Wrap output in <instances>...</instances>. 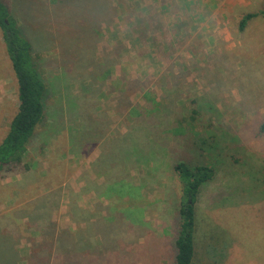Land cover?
Masks as SVG:
<instances>
[{
	"label": "rangeland",
	"instance_id": "1",
	"mask_svg": "<svg viewBox=\"0 0 264 264\" xmlns=\"http://www.w3.org/2000/svg\"><path fill=\"white\" fill-rule=\"evenodd\" d=\"M154 1L147 7L149 14H142L153 0H77V6L70 0H4L17 4L14 14H21L38 38L37 64L47 101H64L62 94L67 93L75 96L80 83L93 79V113L107 112L109 139L124 132L141 104L160 106L170 69L182 85L181 110L188 114L191 99L203 93L204 113L196 120L197 130L225 129L228 121L230 133L243 136L246 144L236 146L237 164L226 165L201 187L192 264H264V133L255 129L264 115V15L250 19L242 31L237 27L243 14L262 9V0H216L215 7H200L199 14H166L164 6L163 12L158 9L163 0ZM81 51L91 59L79 57ZM17 104L16 82L0 35V140ZM61 117L63 122L67 119L64 113ZM66 127L74 128L73 122ZM44 129L37 128L38 143L47 134ZM65 138L64 133L53 136L40 143L39 150L34 148L38 143L29 145L26 158L37 167L31 176L35 181L29 173L24 176L28 184L22 174L8 172L0 178V215L2 220L9 218L2 227L7 231L17 223L22 228L7 235L13 237L19 264L47 260L38 253L49 246L52 230L84 229L86 221L99 216L104 228L116 232L106 237L103 256L94 258V264H173V209L166 206L177 207L179 202L169 172L160 176L117 162L112 170L106 162L95 169L99 144L73 155L60 143ZM242 153L252 158L244 163ZM53 191L62 194L52 210L51 233H39L30 213L38 197ZM72 206L79 211H72Z\"/></svg>",
	"mask_w": 264,
	"mask_h": 264
},
{
	"label": "trees",
	"instance_id": "2",
	"mask_svg": "<svg viewBox=\"0 0 264 264\" xmlns=\"http://www.w3.org/2000/svg\"><path fill=\"white\" fill-rule=\"evenodd\" d=\"M70 3L76 6L79 4L77 0H70ZM16 5H9L0 0V35L15 78L18 99L16 110L0 140V178L8 172L22 174L24 183L28 184V180L24 178L25 174L29 173L30 177L35 175L37 167L35 164H28L26 154L30 144L38 143L35 138L38 134L37 128L43 126V133L47 134L42 137L40 143H47L53 136L64 133L65 142L60 143L62 146L64 144V150L73 155L86 153L99 144V153L93 162L95 169H101L102 165H98L106 162L112 170V163L117 162L128 169L141 166L160 176L169 172V178L177 184L178 193L174 191V194L178 196L179 202L177 207L166 206L173 209L169 216L170 229H175L173 241L176 251L173 264H192L195 253L193 241L196 202L201 187L213 181L226 165L237 164L240 150L236 146L246 144L243 142L245 138L240 134L230 133L228 121L224 123L225 129L197 130L196 120L204 113V95L201 92L195 99H191L193 107L188 114L181 110L182 85L176 81L178 75L173 74L171 69L162 87L164 95L159 101L160 106L153 109L146 103L141 104L142 109L137 115L130 117L124 132H120L117 137L107 138V112L93 113V107L96 108L93 101L97 98L93 79L84 84L80 83L81 90L75 96L62 94L63 89L57 86L55 90L64 96V101L61 97L56 98L54 103L47 101V86L37 64L38 38L32 29L22 22L21 14H14ZM258 15H264V0L259 12H247L241 16L237 23L238 29L242 31L248 21ZM78 54L79 57L83 56L85 61L86 58L91 59L90 53L87 56L85 51ZM79 65L82 69L81 61ZM85 67L86 64L83 68ZM121 101L122 96L119 98V102ZM63 113L67 116L64 122L61 119ZM56 116L58 120L55 119ZM71 121L75 130L66 127ZM255 129L257 134L264 133V115ZM40 143L33 147L39 150ZM242 155L243 153L240 157ZM251 158L244 155L240 159L247 163ZM250 167L253 165L250 164ZM115 174L117 177L114 181H117L119 170ZM32 179L36 180L31 177V181ZM61 194L62 191H53L38 197L30 213L39 233L54 232L53 236L49 235L52 239L49 246L39 249L38 255L48 256L47 260L40 264L98 263L94 258H102L104 244L108 241L106 237L112 236L116 230L113 227H109L110 230L104 228V219L99 216L93 222L86 221L84 229L77 226L76 230L59 228L51 231L49 228L52 223V210L59 205ZM71 210L79 211L75 206H72ZM96 212H100L97 205ZM2 217L4 216L0 215V230L3 223L9 222V218L2 220ZM85 217L89 220L90 215L86 214ZM19 230L22 228H18L17 223H14L3 235H15ZM85 232L89 234L87 237ZM10 237L12 236L2 237L0 250H11Z\"/></svg>",
	"mask_w": 264,
	"mask_h": 264
},
{
	"label": "crops",
	"instance_id": "3",
	"mask_svg": "<svg viewBox=\"0 0 264 264\" xmlns=\"http://www.w3.org/2000/svg\"><path fill=\"white\" fill-rule=\"evenodd\" d=\"M154 4H155L154 0H153V3L151 4V7L149 4L146 3L144 7V13L142 12V14H149L147 10L148 8H152ZM215 5H216V0H163L158 9L163 12L165 8L169 12V13L167 12L166 14H183L186 11H187V14H199L200 7H203V6L204 7L205 6L215 7ZM162 6H164V8ZM145 8L147 9L145 10ZM136 14H139V13L136 12ZM3 232H6V231L2 227L0 230V241H3L2 237H6L8 235V234L3 235ZM12 238L11 237L9 238L11 241V242L9 241L11 243L10 244L11 250H3V251L0 250V264H19V261H18L19 254L15 248Z\"/></svg>",
	"mask_w": 264,
	"mask_h": 264
}]
</instances>
